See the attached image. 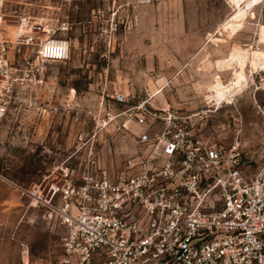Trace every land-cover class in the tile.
<instances>
[{
	"label": "rangeland",
	"instance_id": "rangeland-1",
	"mask_svg": "<svg viewBox=\"0 0 264 264\" xmlns=\"http://www.w3.org/2000/svg\"><path fill=\"white\" fill-rule=\"evenodd\" d=\"M6 3L19 12L61 14L71 50L0 123L1 176L30 187L60 176L63 166L75 178L104 166L120 172L142 152V134L164 128L163 121L136 122L141 100L192 116L195 133L225 149L238 145L245 173L257 171L264 153V0H77L61 12L59 0ZM238 51L245 61L233 58ZM218 90L222 97H212ZM119 91L122 102L114 98ZM107 113L115 120L100 130L96 121ZM2 193L14 195L0 178ZM64 231L18 196L0 208V264H24L26 250L31 264H59Z\"/></svg>",
	"mask_w": 264,
	"mask_h": 264
},
{
	"label": "built area",
	"instance_id": "built-area-1",
	"mask_svg": "<svg viewBox=\"0 0 264 264\" xmlns=\"http://www.w3.org/2000/svg\"><path fill=\"white\" fill-rule=\"evenodd\" d=\"M59 1V12L77 6ZM67 29L61 14L9 10L0 0V123L46 81L49 65L70 57ZM114 98L125 99L120 91ZM134 109L138 124L164 128L142 134V152L118 173L104 166L75 178L63 166L30 187L0 175L29 208L65 228L59 264H264V153L249 177L238 145L207 142L172 104L141 100ZM114 120L107 113L96 124L103 130Z\"/></svg>",
	"mask_w": 264,
	"mask_h": 264
},
{
	"label": "crops",
	"instance_id": "crops-1",
	"mask_svg": "<svg viewBox=\"0 0 264 264\" xmlns=\"http://www.w3.org/2000/svg\"><path fill=\"white\" fill-rule=\"evenodd\" d=\"M234 1L237 3L236 0H234ZM5 185L9 189H11L13 191V194L14 195L13 196H10V197H6L5 194H3V193L0 194V203H2V204H0V208L1 207H5L7 205H13V204H15L17 202V200H18V196L21 197L20 194L14 188H12L11 186H9L6 183H5ZM2 213H3V215L5 214L4 212H2ZM2 238H3V235L0 234V254H2L4 252L3 249H4V245H5L4 239H2ZM28 256H29L28 254L24 253L23 260L26 259V257H28Z\"/></svg>",
	"mask_w": 264,
	"mask_h": 264
},
{
	"label": "bare ground",
	"instance_id": "bare-ground-1",
	"mask_svg": "<svg viewBox=\"0 0 264 264\" xmlns=\"http://www.w3.org/2000/svg\"><path fill=\"white\" fill-rule=\"evenodd\" d=\"M243 1H245V0H238V3L241 4ZM244 52H245V51H244ZM244 52H243V51L235 52V53L233 54V58H234V59H235V58H238V59H242L243 61H245V60H246V57H247V56H246L247 54H245ZM255 53H256V52H255ZM255 53H254V55L258 56L259 53H258V54H255ZM261 54H262V55H261ZM254 55H253V56H254ZM260 55L263 56V55H264L263 52L260 53ZM261 58H262V57H261ZM238 59H237V61H239ZM224 62H225V61H224ZM226 62H227V61H226ZM230 62H231V60L229 61V63H230ZM229 63L227 62V64H229ZM232 63H233V62H232ZM223 64H225V63H223ZM223 66H225V65H223ZM222 94H223V90H218V91H217V94L212 95V97H218V98H219V97H222Z\"/></svg>",
	"mask_w": 264,
	"mask_h": 264
},
{
	"label": "clouds",
	"instance_id": "clouds-1",
	"mask_svg": "<svg viewBox=\"0 0 264 264\" xmlns=\"http://www.w3.org/2000/svg\"><path fill=\"white\" fill-rule=\"evenodd\" d=\"M51 54L58 55L59 54V51L58 50H54Z\"/></svg>",
	"mask_w": 264,
	"mask_h": 264
}]
</instances>
